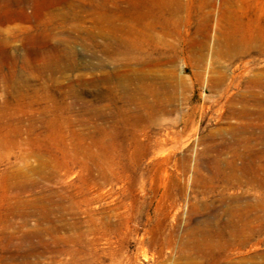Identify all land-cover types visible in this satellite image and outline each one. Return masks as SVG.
Instances as JSON below:
<instances>
[{"label": "rangeland", "instance_id": "1", "mask_svg": "<svg viewBox=\"0 0 264 264\" xmlns=\"http://www.w3.org/2000/svg\"><path fill=\"white\" fill-rule=\"evenodd\" d=\"M36 1L0 0V13L18 9L29 15ZM67 2L86 10L90 4ZM107 10V17L115 16V7ZM125 10L123 4L117 14ZM225 22V59L215 24L209 62L197 65L205 82L213 66L225 72L224 99L214 95L205 104L212 94L193 83L179 97L177 112L156 126L140 121L107 130L108 136L96 123L51 132L24 129L21 136L2 132L22 148L0 158V264H264V117L242 119L229 109V102L250 100L264 111V5L246 12L240 32L235 22ZM77 50L80 62L97 64ZM186 64L182 60L179 71L192 79ZM82 96L89 106L98 103L90 89ZM6 98L0 82L1 106ZM22 108L27 120L37 118L39 107ZM237 203L257 211L250 217L225 213ZM245 221L250 231L239 238L233 231ZM203 240L219 244L207 251L208 260L189 250Z\"/></svg>", "mask_w": 264, "mask_h": 264}, {"label": "bare ground", "instance_id": "2", "mask_svg": "<svg viewBox=\"0 0 264 264\" xmlns=\"http://www.w3.org/2000/svg\"><path fill=\"white\" fill-rule=\"evenodd\" d=\"M67 1L37 0L29 15L18 9L0 13V82L7 97L0 105V158L12 157L22 148L17 140H6L2 132L21 136L24 129L51 132L96 123L100 135L108 136L107 130L116 126L131 128L140 121L156 126L177 112L179 97L190 93L193 83L198 90L206 87L212 94L205 104L214 95L224 99L225 72L213 66L205 82V71L197 65L209 62L215 24L223 40L218 49L225 59V20L235 22V30L240 32L246 12L264 5V0H220L219 7L217 0H87V11L85 6ZM123 4L126 10L117 14ZM109 6L116 8L110 12L115 15L111 18L107 17ZM86 12L91 13L90 20L82 17ZM14 24L18 26L1 29ZM78 47L97 64L80 62ZM182 60L193 70L192 79L179 71ZM86 89L98 103L89 106L82 96ZM229 103L230 114L238 113L235 116L242 119L264 117V111L250 100ZM24 104L39 107L37 118L27 120ZM251 107L258 112L254 114ZM222 110L220 107L218 113ZM176 126L174 123L173 128ZM40 174L48 177L46 172ZM223 207L225 210V204ZM256 211L253 205L237 203L228 205L225 213L250 217ZM250 224L245 221L233 232L243 238ZM203 241L189 250L192 257L208 260L212 253L207 251L219 244Z\"/></svg>", "mask_w": 264, "mask_h": 264}]
</instances>
